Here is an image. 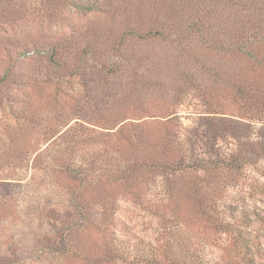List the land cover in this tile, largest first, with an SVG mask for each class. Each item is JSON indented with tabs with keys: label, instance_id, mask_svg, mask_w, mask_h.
Wrapping results in <instances>:
<instances>
[{
	"label": "rangeland",
	"instance_id": "1",
	"mask_svg": "<svg viewBox=\"0 0 264 264\" xmlns=\"http://www.w3.org/2000/svg\"><path fill=\"white\" fill-rule=\"evenodd\" d=\"M74 1L0 0V264H264V0Z\"/></svg>",
	"mask_w": 264,
	"mask_h": 264
},
{
	"label": "trees",
	"instance_id": "2",
	"mask_svg": "<svg viewBox=\"0 0 264 264\" xmlns=\"http://www.w3.org/2000/svg\"><path fill=\"white\" fill-rule=\"evenodd\" d=\"M99 1V0H98ZM88 1H82V0H80V1H77V2H75L74 1V3H73V7L75 8V9H77L78 11H80V12H82V13H89L90 11H92L94 8L92 7V5H90V3H87ZM210 15H205V17H203V19H208V17H209ZM206 19V20H207ZM159 34H161L160 33V31H156L155 33H150V35H159ZM264 39H259L258 40V42L259 43H261L262 41H263ZM88 51V50H87ZM244 53H246L245 55H247L248 54V52L247 51H243ZM252 52V51H251ZM250 52V54H254V53H251ZM256 55V54H255ZM260 56V55H259ZM254 78L256 79V80H260V81H263L264 82V77H262V75L261 74H259L258 76H254ZM246 87H247V89H245V88H242V87H239L238 88V90H237V92H238V95L239 96H241V98L243 97L244 99H246V98H248V96H249V94H250V96H252L251 95V93L253 92V90H252V88H253V86L252 85H246ZM254 99V98H253ZM253 99H251V100H253ZM248 100V99H247ZM250 100V101H251ZM254 100H256V99H254ZM252 102V101H251ZM251 104V103H250ZM253 104V103H252ZM246 119L244 118V117H242V116H238V118L236 119V121H237V123L238 124H245L244 123V121H245ZM259 123V122H258ZM150 138V137H149ZM147 140V139H146ZM169 142H171V141H169ZM176 142V141H175ZM178 143L179 142H176V145H178ZM170 144V143H169ZM167 146H168V150H166L167 149ZM166 147H165V150L168 152V153H171L172 155L173 154H175V152H176V149H177V147L175 148V147H173V145H171L170 144V146L169 145H167ZM262 146V145H261ZM260 146V147H261ZM180 147H182V148H184V145L183 146H180ZM185 150H186V147L184 148ZM242 149V148H241ZM243 150H245V149H243ZM248 150V149H247ZM247 150H245L246 151V153H249V154H253V153H255V154H257V152L256 151H252V150H255V148H253V147H251V151H247ZM187 152V151H186ZM174 156V155H173ZM184 158V157H183ZM182 158V159H183ZM170 162V161H169ZM143 164V163H142ZM142 164H140L139 163V166L138 167H140V171H141V167L143 166ZM135 166L137 167V162H135ZM239 242V240L237 239V241H236V243H238ZM175 245V244H174ZM176 246V245H175ZM246 246V245H245ZM247 248H249V247H247ZM246 248V249H247ZM168 254H171L172 256H173V258H176V261H173V262H171L170 264H207L206 262H204L203 260H197V258L195 257V256H193V253H191L190 251H189V249H187V247H179V246H177V248H171V250H170V252L168 253ZM169 256V257H172V256ZM169 257H167V258H169ZM178 259V260H177ZM164 262V259H163V256L161 257V255H160V253L159 254H156V253H154V256H153V259H152V263H154V264H167V263H163Z\"/></svg>",
	"mask_w": 264,
	"mask_h": 264
}]
</instances>
